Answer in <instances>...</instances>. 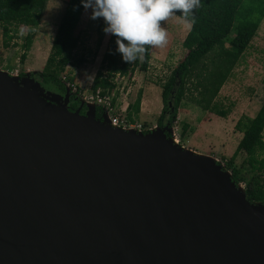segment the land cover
Masks as SVG:
<instances>
[{
	"label": "water",
	"instance_id": "obj_1",
	"mask_svg": "<svg viewBox=\"0 0 264 264\" xmlns=\"http://www.w3.org/2000/svg\"><path fill=\"white\" fill-rule=\"evenodd\" d=\"M70 97L0 69V264H264V203L223 163Z\"/></svg>",
	"mask_w": 264,
	"mask_h": 264
},
{
	"label": "trees",
	"instance_id": "obj_2",
	"mask_svg": "<svg viewBox=\"0 0 264 264\" xmlns=\"http://www.w3.org/2000/svg\"><path fill=\"white\" fill-rule=\"evenodd\" d=\"M47 2L48 0H0V21L3 24L5 46L14 38L12 33L17 32L16 27H10L24 25L27 27V34L23 48L28 51L33 42L34 29L41 21ZM84 10L80 0H66L64 13L52 40L51 52L39 76L41 85L46 89L64 94L65 81L60 79V74L66 70L68 64L85 60V57H80L74 61L72 56V51L79 41L76 27ZM193 12V16L187 17L191 26L183 41V46L188 52L162 85L164 106L159 116V126L167 124V114L174 118L180 104L188 95L190 101L204 110L226 115V111L217 108L214 100L264 19V0H200L199 7ZM175 14L180 16L179 11ZM162 22L160 21V24ZM102 28L103 25L98 29L100 41L104 35ZM233 30L235 34L232 36ZM144 47V52L131 64H127L122 61L120 54L114 51L115 37L111 36L102 58V69L97 71L92 81V92L95 93L98 89L102 93L115 90L114 78L117 74L128 75L136 68L147 70L153 46ZM22 58L24 59L25 55ZM191 81L193 88L198 91L197 95L189 94L191 89L188 84ZM141 96L142 91H139L136 100L128 104L126 114H123L127 121L135 122L140 112ZM73 97L74 94L69 104L71 110L77 109L78 106L77 101H72ZM99 110L101 111L100 108ZM85 112L86 107H83L81 113ZM97 117H101L100 112H97ZM187 126L186 123L183 124L182 136ZM237 128L243 131V136L236 151L224 166L231 172L236 183L244 185V191L250 201L264 203V101L256 115L240 119ZM150 129L151 127H143L144 132ZM241 152L247 155L241 164H248L245 172L243 167H238L235 163L237 155Z\"/></svg>",
	"mask_w": 264,
	"mask_h": 264
},
{
	"label": "rangeland",
	"instance_id": "obj_3",
	"mask_svg": "<svg viewBox=\"0 0 264 264\" xmlns=\"http://www.w3.org/2000/svg\"><path fill=\"white\" fill-rule=\"evenodd\" d=\"M65 6L66 0H48L41 21L34 29L33 42L28 51L23 48L27 27L12 25L10 28L16 27L17 32L12 33L14 38L8 46H5L3 24L0 21V69L20 76L29 72L31 77L39 81L41 69L51 52L52 40ZM90 11V9L84 10L76 27L79 41L72 51L74 61L80 57H85V60L80 63L68 64L66 70L60 74V79L65 81L63 83L65 92L69 83L71 85L70 96L72 97L74 94V99L80 105L82 100L86 101L85 98L93 93L91 84L97 71L102 69V58L111 38V35L104 33L102 40H99L98 29L103 25V21L100 18L90 19ZM161 26L166 33V43L161 46H153L148 69L136 68L131 74L118 75L114 78L116 83L114 104L116 112L121 117H125L127 104L133 103L139 91H142L140 112L136 116L135 122L142 124L144 128L158 125L159 116L164 106L162 85L188 52L183 46V41L190 30L191 21L189 19L171 14L162 22ZM234 34L233 30L231 35ZM23 55H25L24 59ZM263 79L264 19L250 45L214 100L217 108L226 111V115L222 116L216 112L204 110L190 101L189 95L180 104L174 118L167 114L166 119H169L167 123L174 130L177 143L210 155L225 165V162L236 151L243 136V131L237 128L238 121L254 117L264 101ZM192 83L193 81L188 84L191 89L189 94L197 95L198 91L193 88L194 84ZM97 109L99 110V107ZM184 123L188 126L182 136ZM246 157L247 155L241 152L235 159L236 165L243 167L244 172L248 169V164L244 166L241 164ZM241 185L244 187L242 183Z\"/></svg>",
	"mask_w": 264,
	"mask_h": 264
},
{
	"label": "clouds",
	"instance_id": "obj_4",
	"mask_svg": "<svg viewBox=\"0 0 264 264\" xmlns=\"http://www.w3.org/2000/svg\"><path fill=\"white\" fill-rule=\"evenodd\" d=\"M89 18L103 21L102 31L115 37L114 51L131 64L145 50V45L161 46L166 33L160 21L179 11L191 17L200 0H80ZM159 126V125H158Z\"/></svg>",
	"mask_w": 264,
	"mask_h": 264
},
{
	"label": "built area",
	"instance_id": "obj_5",
	"mask_svg": "<svg viewBox=\"0 0 264 264\" xmlns=\"http://www.w3.org/2000/svg\"><path fill=\"white\" fill-rule=\"evenodd\" d=\"M118 75L120 74H117V76ZM69 85L70 84L68 83V86ZM69 87H71V85ZM85 99L86 102H92L97 107H99L101 109V111L98 110V112L101 113V117L99 118H102V115L106 114L112 126H117L125 129L132 128L137 130L138 132L143 131L142 124L138 122H129L125 117H121L120 114L116 112V108L114 104V100H115L114 90L112 91L108 90L105 93H102L101 90L98 89L95 93H92L90 96L86 97ZM157 126L158 125L153 126L151 129Z\"/></svg>",
	"mask_w": 264,
	"mask_h": 264
},
{
	"label": "flooded vegetation",
	"instance_id": "obj_6",
	"mask_svg": "<svg viewBox=\"0 0 264 264\" xmlns=\"http://www.w3.org/2000/svg\"><path fill=\"white\" fill-rule=\"evenodd\" d=\"M70 101H71V99H70ZM72 101H77V100H75L74 97H73ZM77 102H78V101H77ZM79 105H80V104H78L77 108L79 107Z\"/></svg>",
	"mask_w": 264,
	"mask_h": 264
},
{
	"label": "bare ground",
	"instance_id": "obj_7",
	"mask_svg": "<svg viewBox=\"0 0 264 264\" xmlns=\"http://www.w3.org/2000/svg\"><path fill=\"white\" fill-rule=\"evenodd\" d=\"M171 141H172V142L174 141V142L176 143L175 139H172ZM174 142H173V143H174Z\"/></svg>",
	"mask_w": 264,
	"mask_h": 264
},
{
	"label": "crops",
	"instance_id": "obj_8",
	"mask_svg": "<svg viewBox=\"0 0 264 264\" xmlns=\"http://www.w3.org/2000/svg\"><path fill=\"white\" fill-rule=\"evenodd\" d=\"M127 106H128V104H127Z\"/></svg>",
	"mask_w": 264,
	"mask_h": 264
}]
</instances>
